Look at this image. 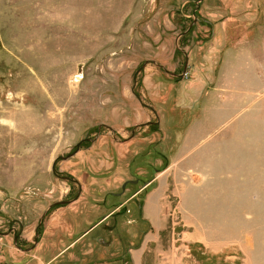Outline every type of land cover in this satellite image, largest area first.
<instances>
[{"label": "rangeland", "instance_id": "obj_1", "mask_svg": "<svg viewBox=\"0 0 264 264\" xmlns=\"http://www.w3.org/2000/svg\"><path fill=\"white\" fill-rule=\"evenodd\" d=\"M256 61L264 0H0V264H264Z\"/></svg>", "mask_w": 264, "mask_h": 264}, {"label": "crops", "instance_id": "obj_2", "mask_svg": "<svg viewBox=\"0 0 264 264\" xmlns=\"http://www.w3.org/2000/svg\"><path fill=\"white\" fill-rule=\"evenodd\" d=\"M250 43V41L247 40V44ZM249 49L247 48L244 52H241L239 55L240 58L246 57V61L247 58L249 57L248 55L252 54L250 52H248ZM229 56H233L231 53H229ZM252 57V56H250ZM256 59V58H255ZM230 63V61H229ZM231 66V65H230ZM253 66L255 67V71H259L261 69V67H264L263 62L261 61H256ZM231 69V68H230ZM231 72L235 73V68L234 71L231 69ZM244 88L247 90V86L245 85ZM210 107V106H209ZM229 119V120H228ZM227 120L229 121V123H231L230 118H228ZM208 124H213V129L208 132V137L211 138L210 134L215 133L216 127H215V122L213 120H208ZM162 203V202H159ZM147 248H142L141 250H137V251H133L132 253V259L130 261V263L132 264H186V263H147V261H145V255H146V250ZM159 261V258L156 259V262Z\"/></svg>", "mask_w": 264, "mask_h": 264}, {"label": "water", "instance_id": "obj_3", "mask_svg": "<svg viewBox=\"0 0 264 264\" xmlns=\"http://www.w3.org/2000/svg\"><path fill=\"white\" fill-rule=\"evenodd\" d=\"M201 1H202V0H201ZM79 147H80V145L77 146V149H79ZM55 165H56V162H55L54 165H53V172H54V170H55Z\"/></svg>", "mask_w": 264, "mask_h": 264}, {"label": "built area", "instance_id": "obj_4", "mask_svg": "<svg viewBox=\"0 0 264 264\" xmlns=\"http://www.w3.org/2000/svg\"><path fill=\"white\" fill-rule=\"evenodd\" d=\"M189 73L185 72L183 78L187 77Z\"/></svg>", "mask_w": 264, "mask_h": 264}, {"label": "flooded vegetation", "instance_id": "obj_5", "mask_svg": "<svg viewBox=\"0 0 264 264\" xmlns=\"http://www.w3.org/2000/svg\"><path fill=\"white\" fill-rule=\"evenodd\" d=\"M187 72V70L185 69L184 73ZM184 73L181 75V77H183Z\"/></svg>", "mask_w": 264, "mask_h": 264}, {"label": "bare ground", "instance_id": "obj_6", "mask_svg": "<svg viewBox=\"0 0 264 264\" xmlns=\"http://www.w3.org/2000/svg\"><path fill=\"white\" fill-rule=\"evenodd\" d=\"M2 122V121H1ZM3 124H4V122H2ZM5 123H7V122H5ZM9 123V122H8ZM11 123V122H10ZM6 125H8V124H6Z\"/></svg>", "mask_w": 264, "mask_h": 264}]
</instances>
